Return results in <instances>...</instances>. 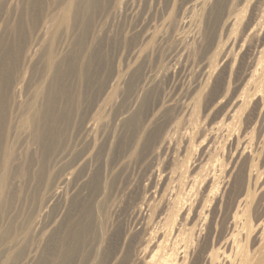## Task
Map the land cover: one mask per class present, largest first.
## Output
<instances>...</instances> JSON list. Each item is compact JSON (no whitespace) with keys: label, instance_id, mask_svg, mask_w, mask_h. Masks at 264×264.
<instances>
[{"label":"rangeland","instance_id":"374dc122","mask_svg":"<svg viewBox=\"0 0 264 264\" xmlns=\"http://www.w3.org/2000/svg\"><path fill=\"white\" fill-rule=\"evenodd\" d=\"M0 99L24 264H264V0H16Z\"/></svg>","mask_w":264,"mask_h":264},{"label":"bare ground","instance_id":"6f19581e","mask_svg":"<svg viewBox=\"0 0 264 264\" xmlns=\"http://www.w3.org/2000/svg\"><path fill=\"white\" fill-rule=\"evenodd\" d=\"M15 4H16V0H0V6H2V7H5L7 5H9V6L14 5L15 6ZM196 4H198V2L194 1V3L189 6L188 11L193 13L192 10L196 6ZM7 12H9L10 15H12V11H7ZM189 12H187V13L189 14ZM192 13H190V14H192ZM6 14L7 13H4V15H6ZM67 17H69V15H67ZM22 21L23 20H20L17 17L18 23H21ZM261 29H263V28H261ZM12 30L16 36L19 34L18 26H16V25L13 26ZM255 34H254V36H255ZM52 60H53V57L48 56V63L49 64L52 63ZM258 66H259V64H257L256 68ZM155 80H156V78H153V79H151V82H154ZM189 90H191V89L189 88ZM189 90L187 89V91H189ZM189 93L190 92H188V94ZM7 103H8V100H1L0 99V124L1 125H3V123H1V121L3 120V118L6 115L4 113V110L7 106ZM52 105H53V103L50 101L49 108H51ZM48 110L45 111L44 115H46V112ZM35 116H36V111H32V117H35ZM32 126H31L32 127L31 129L32 130H38L39 133L41 132L42 134H44V133L48 134V132H49L45 124L41 125V126H39L38 124H34ZM2 153L6 156L4 159L0 160V223L4 219L3 216L5 214V205L7 204V200L5 198L6 197L5 187H8L10 184V181L8 183H7V181L10 177V171H11V167L13 165V158L17 155H19L21 157L26 156L29 153L28 140L22 142L18 148H15L14 146H12L6 142H5V144L2 143ZM218 172H221V169L219 168L218 165H215L214 168L210 172V176L215 177V176H217ZM198 182L199 181H197V184H198ZM193 194L194 193H188L187 194L188 202H186L179 209V211H178L179 215L183 214V216H186V211L190 208V203L192 201H194L192 199V197L194 196ZM165 200H166V202H174L176 200V198H174L173 195H171V196L169 195L165 198ZM144 205H145L146 211H144L142 214L144 221H143V223L140 224L139 230L144 234L147 241L149 240V242L154 243L157 236L158 237L163 236L164 238L168 237L169 235L166 232L161 231L156 225H154V223L151 221V219L150 218L148 219V217H147L149 215L148 211L152 210V208L154 206V202H152L151 200H145ZM184 218H183V220H185ZM17 238H18V235L16 233H12V232L5 233L0 228V264H24L26 262V259H23L24 257H22V255L18 256V254L11 253L12 248L18 244V242H15L17 240ZM153 238H154V240H153ZM147 252H148V254L146 255ZM145 255L146 256L144 259V264H157L160 262H163L164 264H168V259L166 257H164V255L161 253H156V252H152V250H147V251H145ZM27 264H28V262H27Z\"/></svg>","mask_w":264,"mask_h":264}]
</instances>
